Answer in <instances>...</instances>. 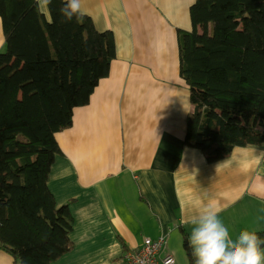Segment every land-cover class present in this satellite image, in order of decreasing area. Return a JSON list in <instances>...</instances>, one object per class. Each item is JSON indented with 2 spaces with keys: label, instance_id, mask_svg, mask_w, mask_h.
Returning a JSON list of instances; mask_svg holds the SVG:
<instances>
[{
  "label": "crops",
  "instance_id": "crops-1",
  "mask_svg": "<svg viewBox=\"0 0 264 264\" xmlns=\"http://www.w3.org/2000/svg\"><path fill=\"white\" fill-rule=\"evenodd\" d=\"M195 2L81 0L96 29L113 32L116 57L90 103L74 109L72 127L56 134L61 153L48 186L58 207L69 203L74 246L52 264H129L128 252L160 235L161 256L190 264L185 221L209 201L233 237L264 231V145L209 161L185 141L193 105L177 32L192 30ZM0 264L13 256L0 250Z\"/></svg>",
  "mask_w": 264,
  "mask_h": 264
},
{
  "label": "trees",
  "instance_id": "trees-1",
  "mask_svg": "<svg viewBox=\"0 0 264 264\" xmlns=\"http://www.w3.org/2000/svg\"><path fill=\"white\" fill-rule=\"evenodd\" d=\"M61 7L52 0L49 23L34 0H0V250L14 264H52L73 249L69 203L58 207L48 186L56 134L72 127L116 57L112 31L87 15L62 22ZM190 14L192 30L177 32L193 105L186 144L209 161L263 146L264 0H196Z\"/></svg>",
  "mask_w": 264,
  "mask_h": 264
},
{
  "label": "clouds",
  "instance_id": "clouds-1",
  "mask_svg": "<svg viewBox=\"0 0 264 264\" xmlns=\"http://www.w3.org/2000/svg\"><path fill=\"white\" fill-rule=\"evenodd\" d=\"M38 15L53 22L50 5L52 0H34ZM62 22H79L85 15L81 0H62L59 9ZM222 209L214 202L198 206L194 215L185 223L191 225L188 246L193 264H264V238L248 229L233 237L220 218Z\"/></svg>",
  "mask_w": 264,
  "mask_h": 264
},
{
  "label": "built area",
  "instance_id": "built-area-1",
  "mask_svg": "<svg viewBox=\"0 0 264 264\" xmlns=\"http://www.w3.org/2000/svg\"><path fill=\"white\" fill-rule=\"evenodd\" d=\"M166 244L165 235H160L157 240L147 238L142 249L128 252L125 259L129 264H177L172 254L161 256V251L165 250Z\"/></svg>",
  "mask_w": 264,
  "mask_h": 264
},
{
  "label": "rangeland",
  "instance_id": "rangeland-1",
  "mask_svg": "<svg viewBox=\"0 0 264 264\" xmlns=\"http://www.w3.org/2000/svg\"><path fill=\"white\" fill-rule=\"evenodd\" d=\"M2 51H4V49ZM169 247H170V245H169Z\"/></svg>",
  "mask_w": 264,
  "mask_h": 264
}]
</instances>
